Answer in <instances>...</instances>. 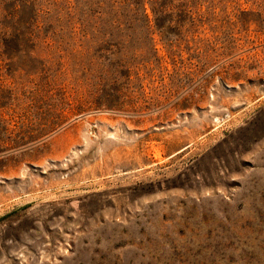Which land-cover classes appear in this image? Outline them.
Listing matches in <instances>:
<instances>
[{"label":"rangeland","instance_id":"rangeland-1","mask_svg":"<svg viewBox=\"0 0 264 264\" xmlns=\"http://www.w3.org/2000/svg\"><path fill=\"white\" fill-rule=\"evenodd\" d=\"M0 264H264V0H0Z\"/></svg>","mask_w":264,"mask_h":264}]
</instances>
